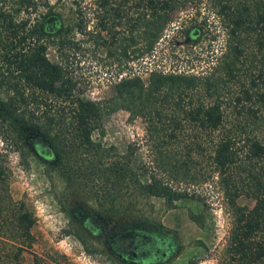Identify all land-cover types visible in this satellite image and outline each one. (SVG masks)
<instances>
[{
    "label": "trees",
    "instance_id": "trees-1",
    "mask_svg": "<svg viewBox=\"0 0 264 264\" xmlns=\"http://www.w3.org/2000/svg\"><path fill=\"white\" fill-rule=\"evenodd\" d=\"M97 2L110 6L109 0ZM175 6V0H145V10L136 18L142 22L138 26L143 27V35L129 36L120 53L127 55L128 47L142 38L144 42L131 51L135 57L149 51ZM113 10V17L125 15L119 7ZM104 18L97 20L99 27L110 29ZM230 21L231 41L222 62L226 72L233 73L244 50L241 35L255 34L256 46L262 50L251 87L231 100L232 109L244 114L232 122L217 92L219 80L211 76L151 69L146 82L137 74L120 76L114 94L106 100L81 97L74 91L67 64L46 56L49 44L65 57V50L74 44L47 0H0V87L8 93L0 96L2 137L22 153L45 159L47 170L56 171L64 182L61 198L76 193L69 206L74 224L64 231L87 251V240L101 236L93 232L114 221L106 244L113 259L155 264L153 258L161 261L172 254L175 241L160 222L135 217L132 210L139 197H165L168 179L192 177V168L207 160L231 213L218 264H264V139L259 135L263 115L253 105L264 101V0L242 4ZM82 22L81 16L75 22L80 30L85 28ZM198 89L211 100H193L190 96ZM117 107L131 117L144 118L146 136L155 150L152 160L137 161L132 147L119 152L92 139L103 113ZM9 177L6 153L1 151L0 264H47L32 250L35 215L23 200L12 197ZM241 194L253 199L251 206L236 201ZM190 217L203 227L202 213ZM24 251L30 253V260L24 258Z\"/></svg>",
    "mask_w": 264,
    "mask_h": 264
},
{
    "label": "rangeland",
    "instance_id": "rangeland-1",
    "mask_svg": "<svg viewBox=\"0 0 264 264\" xmlns=\"http://www.w3.org/2000/svg\"><path fill=\"white\" fill-rule=\"evenodd\" d=\"M144 1L109 0L110 6L102 7L97 0H47L58 14L61 27L69 29L67 33L74 41L65 50L66 57L49 44L47 58L67 64L68 73L75 82L74 91L86 99L106 100L111 97L114 83L120 76L137 74L146 82L151 69L211 76L219 80L217 92L228 119L231 122L242 119L244 114H237L232 109L231 100L243 88L251 87L250 80L255 78L258 57L262 52L256 46L255 34L241 35L244 50L236 59L232 74L226 72L222 62L231 41L230 16L249 0H175L176 6L168 12L171 19L164 25L151 49L135 57L136 53L131 49L144 42V38L137 39L136 44L128 47L127 55H122L120 45L129 42V36L137 38L143 35V27L138 26L142 22L136 18L144 9ZM114 6L125 15L113 17ZM79 16L85 22V28L81 30L75 25ZM101 16H105L104 21L110 29L99 27L97 20ZM133 23L137 26L130 31ZM7 95L0 87V96ZM190 97L193 100H211L200 89ZM61 103L66 104V101ZM253 105H258L263 115L259 135L264 139V101H256ZM2 136L0 129V152L6 153L10 193L13 198L23 200L25 207L35 215L31 226L34 236L32 250L43 257V262L128 264L108 256L106 244L114 221L93 232V236H101L87 240L90 251L74 235L65 233L64 230L74 224L69 206L73 204L71 199L76 193H67L66 199H62L64 182L56 171L47 170L45 159L32 152L22 153ZM91 136L93 140L113 146L119 152L132 147L137 161H149L155 156L145 133L144 118L140 115L131 117L121 107L103 113L100 127L94 129ZM192 169L195 172L192 177L168 179L165 197H139L132 210L135 217L160 222L162 230L175 241L173 253L155 264H218L231 226V213L216 184L215 175L209 171L207 160L200 161ZM61 199L65 200L67 207L62 205ZM236 201L248 206L253 203L251 197L243 194ZM196 212L204 215L203 227L190 217ZM23 254L26 260H30L28 251Z\"/></svg>",
    "mask_w": 264,
    "mask_h": 264
},
{
    "label": "flooded vegetation",
    "instance_id": "flooded-vegetation-1",
    "mask_svg": "<svg viewBox=\"0 0 264 264\" xmlns=\"http://www.w3.org/2000/svg\"><path fill=\"white\" fill-rule=\"evenodd\" d=\"M153 257H154V255H153ZM124 259H126V257H124ZM158 261V258H153L152 260H151V262H157ZM147 262H149L148 260L147 261H145V263H147Z\"/></svg>",
    "mask_w": 264,
    "mask_h": 264
}]
</instances>
